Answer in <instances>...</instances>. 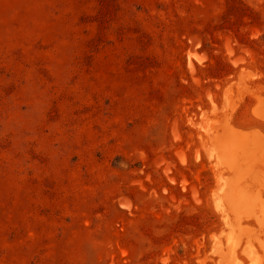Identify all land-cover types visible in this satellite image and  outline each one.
Instances as JSON below:
<instances>
[{"label": "rangeland", "instance_id": "1", "mask_svg": "<svg viewBox=\"0 0 264 264\" xmlns=\"http://www.w3.org/2000/svg\"><path fill=\"white\" fill-rule=\"evenodd\" d=\"M0 264H264V0H0Z\"/></svg>", "mask_w": 264, "mask_h": 264}]
</instances>
